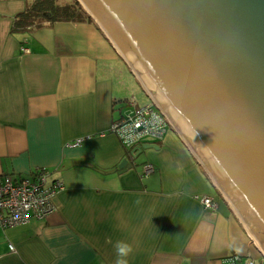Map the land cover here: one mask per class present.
Wrapping results in <instances>:
<instances>
[{
  "label": "crops",
  "instance_id": "1",
  "mask_svg": "<svg viewBox=\"0 0 264 264\" xmlns=\"http://www.w3.org/2000/svg\"><path fill=\"white\" fill-rule=\"evenodd\" d=\"M31 1L0 0V176L43 168L65 189L45 219L0 224V264H115L117 241L132 246L129 264H229L234 254L264 264L224 202L202 204L213 187L170 128L118 168L129 155L111 129L141 105V86L92 22L12 33Z\"/></svg>",
  "mask_w": 264,
  "mask_h": 264
},
{
  "label": "water",
  "instance_id": "2",
  "mask_svg": "<svg viewBox=\"0 0 264 264\" xmlns=\"http://www.w3.org/2000/svg\"><path fill=\"white\" fill-rule=\"evenodd\" d=\"M76 1L264 259V0Z\"/></svg>",
  "mask_w": 264,
  "mask_h": 264
},
{
  "label": "built area",
  "instance_id": "3",
  "mask_svg": "<svg viewBox=\"0 0 264 264\" xmlns=\"http://www.w3.org/2000/svg\"><path fill=\"white\" fill-rule=\"evenodd\" d=\"M23 52H29L24 47ZM170 128L167 117L154 104L138 105L132 101V109L112 126V133L128 150V155L140 147L146 139H162ZM84 141L78 138L67 143L69 148H75ZM154 170L152 164L145 166V174ZM65 189L61 180L48 182L47 171L38 170L30 176L15 177L0 176V224L4 227L26 225L31 220V214L37 219H45L56 206V195ZM202 204L213 211L218 208L216 196L203 195ZM229 264H255L252 256L234 254L226 259Z\"/></svg>",
  "mask_w": 264,
  "mask_h": 264
},
{
  "label": "trees",
  "instance_id": "4",
  "mask_svg": "<svg viewBox=\"0 0 264 264\" xmlns=\"http://www.w3.org/2000/svg\"><path fill=\"white\" fill-rule=\"evenodd\" d=\"M92 22L76 0L62 3L61 0H34L17 13L12 21L11 32L33 31L46 23Z\"/></svg>",
  "mask_w": 264,
  "mask_h": 264
},
{
  "label": "clouds",
  "instance_id": "5",
  "mask_svg": "<svg viewBox=\"0 0 264 264\" xmlns=\"http://www.w3.org/2000/svg\"><path fill=\"white\" fill-rule=\"evenodd\" d=\"M114 248L116 251L115 264H129L128 257L133 252L132 246L125 241H117Z\"/></svg>",
  "mask_w": 264,
  "mask_h": 264
},
{
  "label": "rangeland",
  "instance_id": "6",
  "mask_svg": "<svg viewBox=\"0 0 264 264\" xmlns=\"http://www.w3.org/2000/svg\"><path fill=\"white\" fill-rule=\"evenodd\" d=\"M31 1V0H30ZM34 0H32L31 2H33ZM73 0H61V2L62 3H66V2H72ZM133 96H135L137 99L136 100H138V102L142 105V104H148V103H151V100L147 97V95L142 91V90H137L135 93H133ZM39 170H43V168L42 169H39ZM38 171V170H37ZM33 175H34V173H33ZM49 172L47 171V180H48V182H50V180H49ZM61 192V191H60ZM59 192V193H60ZM58 193V194H59ZM57 194V195H58ZM56 195V196H57ZM217 197V199L221 202V203H223V201L220 199V197H218V196H216Z\"/></svg>",
  "mask_w": 264,
  "mask_h": 264
},
{
  "label": "flooded vegetation",
  "instance_id": "7",
  "mask_svg": "<svg viewBox=\"0 0 264 264\" xmlns=\"http://www.w3.org/2000/svg\"><path fill=\"white\" fill-rule=\"evenodd\" d=\"M138 148H141V146H140V147H138ZM136 149H137V148H136ZM136 149H135V150H136ZM137 150H138V149H137Z\"/></svg>",
  "mask_w": 264,
  "mask_h": 264
}]
</instances>
